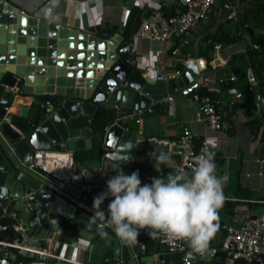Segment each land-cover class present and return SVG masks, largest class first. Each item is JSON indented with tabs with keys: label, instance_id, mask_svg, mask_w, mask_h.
<instances>
[{
	"label": "water",
	"instance_id": "1",
	"mask_svg": "<svg viewBox=\"0 0 264 264\" xmlns=\"http://www.w3.org/2000/svg\"><path fill=\"white\" fill-rule=\"evenodd\" d=\"M179 28L169 40L183 33ZM130 40L119 34H98L83 28L49 23L38 14H26L8 0H0V201L12 203L23 231L44 233L57 226V217L72 225L85 223L99 235L89 195L84 185L106 189V173L116 175L132 163H155L159 153L170 154L168 141L155 140L133 132L134 115L160 113L166 96L195 93L205 69V60L190 58L179 75L154 79L134 65L136 53ZM249 83L256 100L259 94L252 74ZM222 87L236 94L234 81L220 80ZM31 97L18 114L9 112L14 96ZM238 104L236 101L233 103ZM195 108L200 110L199 100ZM107 112V125L100 147L92 144L95 134L89 123ZM95 139V138H94ZM73 151L75 183H63L36 167H28L29 155L36 150ZM181 167V153L175 152ZM167 167V166H166ZM184 171H191L182 166ZM107 190V189H106ZM107 197L101 209L107 215ZM113 259L120 264H227L205 256L169 253L165 244L141 230L138 242L128 245L106 228ZM16 232L11 220L1 216L0 240L12 243ZM154 239L155 241H145ZM145 247V249L142 248ZM5 264H47L31 259L13 246L8 247ZM233 264H261L259 260L238 258Z\"/></svg>",
	"mask_w": 264,
	"mask_h": 264
},
{
	"label": "crops",
	"instance_id": "2",
	"mask_svg": "<svg viewBox=\"0 0 264 264\" xmlns=\"http://www.w3.org/2000/svg\"><path fill=\"white\" fill-rule=\"evenodd\" d=\"M26 14H37L48 3V0H8ZM251 0H216L207 17L195 28L179 34L175 40L149 41L137 36L142 21L150 18L153 10L160 9L164 15L175 14L183 8L182 0H60V23L68 27L83 28L98 34H119L124 40H130L133 52L136 53L134 65L143 70V74L156 79L157 75L167 76L175 70L183 71L182 61L202 58L205 69L200 71L202 85L195 88L199 96H210L227 118L231 127L226 131L213 130L201 120L200 110L195 108L193 93L176 96L172 100L164 97L163 109L160 113L149 115L137 114L142 121L129 120L133 132L142 131L146 137L170 143V155L177 158L178 148L175 144L184 129L195 134V144L199 145L203 138L216 140L209 149L215 153L217 175L228 174L229 179L223 186L226 197L223 206L218 210V230L212 239L218 244L228 225H239L244 217L253 212L264 210V36L262 28H254L251 24L242 23V11ZM40 16V15H39ZM42 17V16H40ZM253 35V36H252ZM219 45V49L215 45ZM260 45V46H258ZM177 49V54L172 50ZM253 53L255 69L249 65V57L242 56L248 50ZM252 70L259 100H256L249 89V73ZM234 82L240 97H236L225 88L218 87L212 93L201 91L212 86L214 76L230 79ZM202 94V95H201ZM30 96L17 93L9 112L18 114L23 105L29 104ZM238 101V104L234 102ZM15 110H12L15 108ZM133 114L131 110L124 115ZM92 138V144L95 137ZM61 150H69L63 147ZM137 168L142 184L151 183L153 177L164 176L165 170L175 171L158 163H132ZM161 168L157 172L155 168ZM179 168V167H178ZM126 167L123 168L125 173ZM181 169V168H180ZM191 174V171H185ZM108 179L114 176L106 173ZM0 204H4L0 201ZM13 209L12 203L6 204ZM14 210V209H13ZM57 226L48 233L49 240L42 241L43 234L23 231L29 246H46L64 260L50 257L33 256L20 251L31 259H42L47 264H120L113 259L112 245L109 239H101L94 231L87 229L85 223L70 224L66 219L57 217ZM60 229V235L54 232ZM155 241L146 239L145 241ZM105 258L108 261L105 262ZM224 254L212 258L221 263ZM264 264V254L259 258Z\"/></svg>",
	"mask_w": 264,
	"mask_h": 264
},
{
	"label": "clouds",
	"instance_id": "3",
	"mask_svg": "<svg viewBox=\"0 0 264 264\" xmlns=\"http://www.w3.org/2000/svg\"><path fill=\"white\" fill-rule=\"evenodd\" d=\"M60 0H48L38 15L49 23L60 21ZM155 163L175 168L167 176L153 177L151 183L142 184L139 172L126 175L123 170L106 181V191L93 198L94 215L89 217L98 224L101 239H110L106 228L128 245L138 242L141 230L148 235L159 234L185 241L201 255L210 251V242L218 230V210L225 202L223 186L229 176L217 175L215 153L206 150L194 157L191 174L176 166L171 155L159 153ZM157 172L161 168H155ZM112 197L107 215L101 209L103 201Z\"/></svg>",
	"mask_w": 264,
	"mask_h": 264
},
{
	"label": "built area",
	"instance_id": "4",
	"mask_svg": "<svg viewBox=\"0 0 264 264\" xmlns=\"http://www.w3.org/2000/svg\"><path fill=\"white\" fill-rule=\"evenodd\" d=\"M216 0H182L183 8L173 15L166 16L160 9L153 10L150 18H146L142 21L138 30L137 36L140 39L149 41H166L176 34V30L179 28L181 31L187 32L196 27V25L205 19L211 10L212 5ZM21 12L24 13L23 10ZM264 36V26L262 29ZM260 46V45H258ZM219 45H215L216 49H219ZM133 50V49H132ZM172 54H177V49L172 50ZM189 59L182 61V65L185 68ZM180 70H175L172 74L167 76L157 75L156 79H167L175 77L180 74ZM232 81H236L237 77L231 75L229 77ZM220 80H224L220 76H214L212 79V86L208 89L211 91L217 89V83ZM251 90V85L249 86ZM236 97H240V93H236ZM168 100H172V96L167 97ZM192 99L199 100L200 102V114L201 120H203L207 126L213 130L226 131L231 127L230 121L225 118L210 96H199L196 92L192 94ZM137 115L129 114V117L134 118L135 122L142 121L141 117ZM264 122V116H262ZM262 140L264 142V132ZM217 141L203 138L198 146L195 144V134L189 130L184 129L177 141L175 142L177 148L181 153V169L182 166L188 167L191 171L194 164V157L203 154L206 150H209ZM74 154L71 150H36L33 151L27 160L28 167H36L41 171L50 175V177L60 180L63 183H75L78 178L76 170H74ZM264 162V159L257 160ZM83 191L89 195V199L93 202V198L99 193L106 191L105 188L97 185H84ZM1 216H7L11 220L13 230L16 232V236L12 243L0 240V264H5L4 259L8 254V247L13 246L19 251H25L33 256L50 257L56 260H64L56 253L57 248L47 251L46 246H29L26 243L29 237L23 235V229L21 228L18 213L10 209L6 204H0ZM56 235H60V229L56 228L54 231ZM49 230L45 231L40 238L42 241L47 242L49 240ZM158 239L161 243L167 247L169 253H183L184 259L189 256H195L203 258L208 256L215 258L219 254H224V258L227 264H233L238 258H243L247 261L259 260L260 256L264 254V210L260 213H249L239 223V225H228L225 227V231L218 244H214L211 240L210 251L201 255L190 249L185 241L177 240L175 238L168 237L164 234H159ZM145 249L144 246H142ZM108 258H105V262Z\"/></svg>",
	"mask_w": 264,
	"mask_h": 264
},
{
	"label": "trees",
	"instance_id": "5",
	"mask_svg": "<svg viewBox=\"0 0 264 264\" xmlns=\"http://www.w3.org/2000/svg\"><path fill=\"white\" fill-rule=\"evenodd\" d=\"M251 1L252 2L250 4H248V6L246 8H243V11H242L243 14L241 17V21L243 24L244 23L251 24L252 27H254V28H262L264 26V0H251ZM169 15H173V13H171ZM169 15H166V16H169ZM242 56H248L249 57L248 59H250L249 60L250 67L252 69L253 68L255 69V63L252 60V57H253L252 51L249 49L247 51V53L243 54ZM201 93L210 95L212 93V91L205 89L204 91H201ZM107 112L108 111L100 114L96 119L87 123L88 125H90L93 133L95 134L94 146L96 148L100 147L102 135H103L104 129L107 125V120H108ZM133 171H137V168L134 166H131V165L127 166L125 169V174L130 175ZM170 172H172V171L165 170L164 176L166 177L167 174H169ZM139 177H140V174H139ZM188 247H189V245H188Z\"/></svg>",
	"mask_w": 264,
	"mask_h": 264
},
{
	"label": "bare ground",
	"instance_id": "6",
	"mask_svg": "<svg viewBox=\"0 0 264 264\" xmlns=\"http://www.w3.org/2000/svg\"><path fill=\"white\" fill-rule=\"evenodd\" d=\"M16 109V107L15 108H13L12 110H15Z\"/></svg>",
	"mask_w": 264,
	"mask_h": 264
}]
</instances>
